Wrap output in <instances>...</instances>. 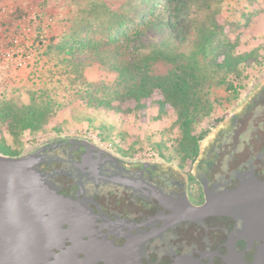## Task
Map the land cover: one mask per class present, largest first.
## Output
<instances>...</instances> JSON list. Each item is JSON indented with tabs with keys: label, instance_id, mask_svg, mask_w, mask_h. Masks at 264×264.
Returning <instances> with one entry per match:
<instances>
[{
	"label": "trees",
	"instance_id": "1",
	"mask_svg": "<svg viewBox=\"0 0 264 264\" xmlns=\"http://www.w3.org/2000/svg\"><path fill=\"white\" fill-rule=\"evenodd\" d=\"M224 1L90 0L60 43L49 49L65 51L59 63L69 84L96 108L112 110L116 102V109L120 104L136 111L155 104L160 114L171 109L182 134L181 149L193 162L208 132L195 135L194 126L211 114L212 90L235 92L228 76L239 79L243 65L257 59L255 52L238 53V39H229L219 20ZM159 66L165 71L157 72ZM89 72L113 76L114 82L110 88L96 86L87 81ZM48 100L31 95L25 106L13 99L0 103L2 129L13 140L24 132L34 135L48 122ZM0 154L20 155L4 142Z\"/></svg>",
	"mask_w": 264,
	"mask_h": 264
},
{
	"label": "rangeland",
	"instance_id": "2",
	"mask_svg": "<svg viewBox=\"0 0 264 264\" xmlns=\"http://www.w3.org/2000/svg\"><path fill=\"white\" fill-rule=\"evenodd\" d=\"M88 1L0 0V49L5 48L9 39L23 40V35L19 34L41 35L45 25L44 33L50 38L49 45L40 48L35 67L17 83L3 89L4 96L0 103L13 99L25 106L29 104L31 95L37 99L48 96L51 108L47 124L34 135L24 132L13 140L0 124V143L4 142L14 153L23 155L54 140H84L83 131L89 129L98 133L101 143L110 144L112 151L121 158L133 160L138 152L151 149L157 153L156 162L159 164L178 168L181 172L188 169L191 161L181 149L182 134L171 109L166 107L161 114L155 104L143 111L133 110L132 106L126 104H120V108L116 109V102L112 103V110L96 108L87 97L77 96L69 84L67 72L59 63L65 51L58 54L49 47L60 43L68 33L71 22L79 16ZM110 1L118 4L122 0ZM221 10L220 23L226 26L231 41L238 39L237 52H255L257 59L243 65L239 79L228 76L235 92L224 87L212 90V112L194 126L195 135L208 131L205 138L198 142V152L207 145L208 140L213 139L218 129L225 131L230 128V117L240 113L244 100L255 101L264 90V0H225ZM164 71V67L157 68L159 73ZM86 79L98 84L96 86L104 84L107 88L114 82L113 76L97 72H89ZM94 94L99 96V93ZM263 106L264 99L258 100L257 107Z\"/></svg>",
	"mask_w": 264,
	"mask_h": 264
},
{
	"label": "flooded vegetation",
	"instance_id": "3",
	"mask_svg": "<svg viewBox=\"0 0 264 264\" xmlns=\"http://www.w3.org/2000/svg\"><path fill=\"white\" fill-rule=\"evenodd\" d=\"M261 99L264 90L255 101L244 100L240 113L231 115L230 128L218 129L182 172L159 162L121 158L101 148L105 163L98 166L94 163L96 151L79 144L87 141L81 139L54 140L32 152L46 147L48 162L41 164L40 170L49 175L60 193L88 203L99 217L98 228L116 246L133 242L132 264H225L230 251L243 253L250 262L258 242L249 245L244 239H236L234 231L240 225L216 217L201 225L183 223L164 228L157 219L162 209L155 202L141 199L110 178L116 174L141 175L167 193L185 195L194 206L203 203L208 190L236 186L246 172L264 179V106L257 107Z\"/></svg>",
	"mask_w": 264,
	"mask_h": 264
},
{
	"label": "water",
	"instance_id": "4",
	"mask_svg": "<svg viewBox=\"0 0 264 264\" xmlns=\"http://www.w3.org/2000/svg\"><path fill=\"white\" fill-rule=\"evenodd\" d=\"M79 144L96 151V165L105 163L96 144ZM45 150L42 147L16 157L0 154V264H132L133 242L116 246L98 228L99 217L88 203L60 193L49 175L40 170V165L48 162ZM110 180L141 199L155 202L162 209L157 219L164 228L183 223L201 225L216 217L233 221L240 225L234 231L236 239L258 245L252 261L247 262L243 253L230 251L225 264H264V179L253 172L242 175L232 188L206 191L198 206L185 195L165 192L141 175L116 174Z\"/></svg>",
	"mask_w": 264,
	"mask_h": 264
},
{
	"label": "built area",
	"instance_id": "5",
	"mask_svg": "<svg viewBox=\"0 0 264 264\" xmlns=\"http://www.w3.org/2000/svg\"><path fill=\"white\" fill-rule=\"evenodd\" d=\"M45 27L46 25L43 26L41 35L39 33L32 35L19 34L23 35V40L20 38L9 39L5 48L0 49V99H2L3 89L6 86L17 83L24 74L35 67L36 56L40 48L49 45L50 38L44 33ZM0 46H2L1 40ZM83 135L84 140L101 145L107 150H113L110 144L101 143L98 133L88 129L83 131ZM157 158L158 155L155 151L146 149L143 152H138L133 160L137 162H156Z\"/></svg>",
	"mask_w": 264,
	"mask_h": 264
}]
</instances>
